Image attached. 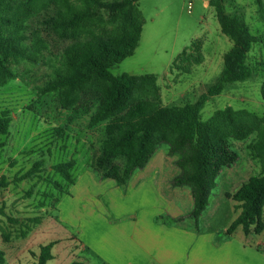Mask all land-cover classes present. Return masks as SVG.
<instances>
[{"label":"rangeland","instance_id":"1","mask_svg":"<svg viewBox=\"0 0 264 264\" xmlns=\"http://www.w3.org/2000/svg\"><path fill=\"white\" fill-rule=\"evenodd\" d=\"M137 5L144 20L138 45L130 57L113 65L110 73L154 75L161 106L193 103L219 77L223 55L232 47L220 32L214 11L207 0H138ZM223 5L228 16L244 17L256 39L247 59L252 76L209 98L200 112L201 120L206 121L226 106L264 118L260 94L264 74V0H223ZM47 16L42 13L30 18L24 30L28 45L34 36L39 40L36 61L12 67L16 79L0 87V111H9L11 117L8 134L1 139L0 175L13 180L38 159H43L46 166L73 159L75 184L58 199L53 185L36 179L11 184L0 193V225H6V216L42 217L24 239L3 242L0 236L5 264H31V253H37L38 247L48 242L56 244L52 249L54 259L47 264H142L141 248L153 247L156 232L168 228L197 236L212 235L214 246L231 241L239 249L244 248L239 264H264V230L245 236L238 228L229 236L225 234L239 213L230 196L248 178L260 173L258 161L251 158L247 149L254 135L243 142H232L238 161L221 172L216 188L209 193L208 207L197 222L188 217L192 199L186 206L181 196V204L178 203L179 194L187 190L190 196V190L172 186L179 170L176 157L168 154L165 145L124 185L102 180L91 168V162L99 155L105 123L90 128L91 113L61 110L53 94L39 96L70 43L48 31L44 24ZM194 42L198 43L201 62L191 64L187 73L178 71L174 63L180 65L178 56ZM56 129H63V134L58 136ZM53 179L60 181L59 177ZM29 190L32 196L27 198ZM220 252L221 258L227 256L229 262H234L231 252Z\"/></svg>","mask_w":264,"mask_h":264},{"label":"trees","instance_id":"2","mask_svg":"<svg viewBox=\"0 0 264 264\" xmlns=\"http://www.w3.org/2000/svg\"><path fill=\"white\" fill-rule=\"evenodd\" d=\"M137 1L0 0V87L16 79L12 67L36 61L39 40L34 36L32 44L28 45L24 30L30 18L48 13L44 20L48 31L57 39L70 43L63 49L58 68L39 96L53 94L61 110L74 114L91 113L90 128L105 123L99 155L91 162L93 171L102 180L110 179L119 186L124 185L135 172L146 167L161 145H165L168 154L176 157L175 165L179 170L171 184L190 190L192 207L188 217L197 222L208 207L209 193L216 188L221 172L238 161L239 155L232 142H243L254 135L247 149L251 158L258 161L260 173L248 178L230 196L239 213L225 234L229 236L238 228L245 236L262 233L264 118L230 106L216 110L206 121L200 117L209 98L222 94L227 86L251 78L252 69L247 59L256 43L255 37L243 16L225 13L223 0H207L220 32L232 43L223 55L220 75L193 103L161 106L154 75L113 76L109 71L113 65L130 57L138 45L144 20ZM198 49V43H192L178 56L180 65L174 63L173 66L187 73L191 64L201 62ZM260 94L264 101V74ZM10 122L9 111H0V148ZM55 132L60 136L63 129ZM74 166L73 159L50 166L38 159L13 180L0 175V193L11 184L36 179L53 185L58 191V199L68 192L67 187L75 184ZM53 177H59L60 181ZM31 196L32 190H29L26 197ZM41 220V216H6V225H0V236L3 242L12 238L24 239ZM55 244L40 245L37 253H31V264L52 261ZM0 264H5L1 249Z\"/></svg>","mask_w":264,"mask_h":264},{"label":"crops","instance_id":"3","mask_svg":"<svg viewBox=\"0 0 264 264\" xmlns=\"http://www.w3.org/2000/svg\"><path fill=\"white\" fill-rule=\"evenodd\" d=\"M180 193L182 192L180 191ZM181 196H183L184 203L187 206L188 202L191 201V195L189 196L187 190L185 194H179L177 200L180 204ZM152 244L153 247L141 248V260L139 261H143L142 264H151L152 262L157 264H235L236 262L239 264L238 259L239 257L243 258L244 252L243 246L239 249L238 244L234 245L231 241L214 246L212 235L197 236L192 232H180L170 228L156 232ZM222 249L232 253L233 263L228 261L227 256H225V259L221 258L220 251Z\"/></svg>","mask_w":264,"mask_h":264}]
</instances>
